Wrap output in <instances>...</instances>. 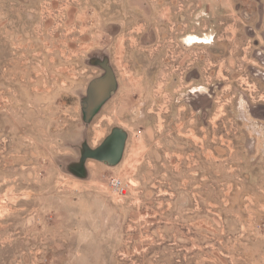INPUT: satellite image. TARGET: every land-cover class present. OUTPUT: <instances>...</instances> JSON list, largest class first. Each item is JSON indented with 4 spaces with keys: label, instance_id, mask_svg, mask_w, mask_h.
<instances>
[{
    "label": "rangeland",
    "instance_id": "1",
    "mask_svg": "<svg viewBox=\"0 0 264 264\" xmlns=\"http://www.w3.org/2000/svg\"><path fill=\"white\" fill-rule=\"evenodd\" d=\"M245 1L0 0V264H264Z\"/></svg>",
    "mask_w": 264,
    "mask_h": 264
},
{
    "label": "crops",
    "instance_id": "2",
    "mask_svg": "<svg viewBox=\"0 0 264 264\" xmlns=\"http://www.w3.org/2000/svg\"><path fill=\"white\" fill-rule=\"evenodd\" d=\"M240 0H236V8H237V6H238V2H239ZM259 0H249V1H245V3H244V5L245 6H247L248 8H249V12H250V19L252 18V17H256V20H255V22L257 23L258 21H260V20H262V15H264V14H259L258 16H257V14H255V12L257 11V2H258ZM259 3V2H258ZM260 5H264V4H260ZM252 13L254 14V15H252ZM237 18H239V16H236V19ZM253 34V33H252ZM250 36V35H249ZM252 36V35H251ZM250 36V37H251Z\"/></svg>",
    "mask_w": 264,
    "mask_h": 264
},
{
    "label": "built area",
    "instance_id": "3",
    "mask_svg": "<svg viewBox=\"0 0 264 264\" xmlns=\"http://www.w3.org/2000/svg\"><path fill=\"white\" fill-rule=\"evenodd\" d=\"M110 185L114 188L117 193H123V187L121 181L117 178H113L110 181Z\"/></svg>",
    "mask_w": 264,
    "mask_h": 264
},
{
    "label": "flooded vegetation",
    "instance_id": "4",
    "mask_svg": "<svg viewBox=\"0 0 264 264\" xmlns=\"http://www.w3.org/2000/svg\"><path fill=\"white\" fill-rule=\"evenodd\" d=\"M261 24H264V16L262 17V20H260V21L257 22V25H256V28L255 29L263 31V27L264 26L261 25ZM257 30H253V35H252L253 38H256ZM255 44H256V42H255Z\"/></svg>",
    "mask_w": 264,
    "mask_h": 264
},
{
    "label": "water",
    "instance_id": "5",
    "mask_svg": "<svg viewBox=\"0 0 264 264\" xmlns=\"http://www.w3.org/2000/svg\"><path fill=\"white\" fill-rule=\"evenodd\" d=\"M97 87V82H96V84H95V87H94V95H96V88ZM96 96H94V98H95ZM109 142H110V145L113 143L112 141H111V137H109L106 141H105V145H106V147H108L107 145L109 144ZM120 144V140H117V147H118V145ZM113 145V144H112ZM119 148H121V145L119 146ZM121 150V149H120Z\"/></svg>",
    "mask_w": 264,
    "mask_h": 264
},
{
    "label": "bare ground",
    "instance_id": "6",
    "mask_svg": "<svg viewBox=\"0 0 264 264\" xmlns=\"http://www.w3.org/2000/svg\"><path fill=\"white\" fill-rule=\"evenodd\" d=\"M136 157V156H135Z\"/></svg>",
    "mask_w": 264,
    "mask_h": 264
}]
</instances>
